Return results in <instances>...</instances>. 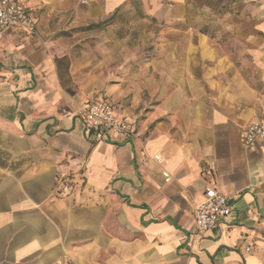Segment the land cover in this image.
<instances>
[{
	"label": "crops",
	"instance_id": "0c3cea01",
	"mask_svg": "<svg viewBox=\"0 0 264 264\" xmlns=\"http://www.w3.org/2000/svg\"><path fill=\"white\" fill-rule=\"evenodd\" d=\"M17 1L97 19L130 0ZM140 1L176 23L211 18L171 28L199 55H164L163 78L180 81L163 108L178 113L147 137L107 95L83 101L111 102L137 137L87 128L34 35L0 33V264H264V139L243 138L250 122L264 126V0ZM206 186L234 211L194 237Z\"/></svg>",
	"mask_w": 264,
	"mask_h": 264
},
{
	"label": "rangeland",
	"instance_id": "374dc122",
	"mask_svg": "<svg viewBox=\"0 0 264 264\" xmlns=\"http://www.w3.org/2000/svg\"><path fill=\"white\" fill-rule=\"evenodd\" d=\"M36 35L29 44L39 43L53 61L61 82L77 105L90 96L107 95L136 118L139 135L147 137L158 125L172 123L176 111L164 110L170 91L179 79L163 78L165 54L199 55L193 36L174 34L171 28L211 23L210 16L176 23L160 14L144 12L140 0L97 19H83L73 12L38 14ZM42 15V16H41ZM183 41V46L169 45ZM168 90L162 93L163 88ZM84 97V98H81Z\"/></svg>",
	"mask_w": 264,
	"mask_h": 264
},
{
	"label": "built area",
	"instance_id": "2783aa9c",
	"mask_svg": "<svg viewBox=\"0 0 264 264\" xmlns=\"http://www.w3.org/2000/svg\"><path fill=\"white\" fill-rule=\"evenodd\" d=\"M10 28L36 35L34 9L17 0H0V33ZM75 116L81 119L87 128L94 129L99 134L137 137L133 120L119 114L113 104L105 99L81 102ZM243 138L247 147H254L258 141L264 139V126L258 122H250L244 129ZM154 159L160 161L157 156ZM74 164L79 165L78 162ZM162 176L165 182L171 179V175L165 169L162 171ZM63 187L68 189L70 185L66 182ZM233 211L234 206L227 195L212 186H206L201 199L193 203V236L203 235L214 228L221 219L231 215ZM246 250H249V247ZM58 264H74V262L64 258Z\"/></svg>",
	"mask_w": 264,
	"mask_h": 264
}]
</instances>
